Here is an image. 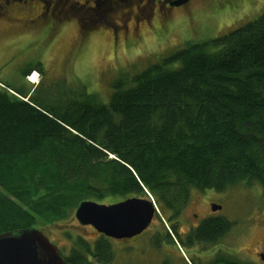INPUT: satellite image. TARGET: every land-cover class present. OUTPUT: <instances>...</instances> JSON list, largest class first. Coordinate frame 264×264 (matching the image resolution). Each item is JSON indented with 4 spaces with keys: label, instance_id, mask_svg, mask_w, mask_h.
Segmentation results:
<instances>
[{
    "label": "trees",
    "instance_id": "trees-1",
    "mask_svg": "<svg viewBox=\"0 0 264 264\" xmlns=\"http://www.w3.org/2000/svg\"><path fill=\"white\" fill-rule=\"evenodd\" d=\"M36 92L0 84V236L55 227L84 202L149 193L177 214L193 190L264 189V14L124 74L108 103L86 92L50 102ZM65 236L67 263L95 264L94 244Z\"/></svg>",
    "mask_w": 264,
    "mask_h": 264
},
{
    "label": "rangeland",
    "instance_id": "rangeland-1",
    "mask_svg": "<svg viewBox=\"0 0 264 264\" xmlns=\"http://www.w3.org/2000/svg\"><path fill=\"white\" fill-rule=\"evenodd\" d=\"M243 1L239 17L229 20L212 17V11L218 8L216 1H198L194 22L183 20L177 25L176 21L167 33L160 24H154L151 33L142 36L113 37L102 33L87 40L62 27L55 33L46 29L21 35L17 34L22 32L14 35L0 33V84L23 93L37 91V97L50 102L55 101L59 94L71 96L86 92L108 103L113 83L124 74L134 75L184 49L188 42L220 38L264 14V0ZM32 70L39 77L36 74L29 77V83L26 72ZM191 199L189 208L193 207L188 214L206 212L207 208L199 206L197 199L204 207L219 202L224 215L236 224L234 230L240 233L264 220V189L259 183L241 184L225 192L193 190ZM42 231L60 249L63 257L69 256L73 246L66 234L82 237L92 244L98 239L97 231L81 226L75 214L73 218ZM263 231L264 225L255 232L254 239L259 240ZM147 245L149 242L145 241L132 247L113 243L116 264H145L144 254L137 250ZM171 255L169 253L168 256L173 261L177 260L176 255Z\"/></svg>",
    "mask_w": 264,
    "mask_h": 264
},
{
    "label": "flooded vegetation",
    "instance_id": "flooded-vegetation-1",
    "mask_svg": "<svg viewBox=\"0 0 264 264\" xmlns=\"http://www.w3.org/2000/svg\"><path fill=\"white\" fill-rule=\"evenodd\" d=\"M184 1L0 0V33L14 35L22 32L16 33L21 35L45 29L55 33L62 27L87 40L102 33L113 37L142 36L151 33L154 24H160L167 33L176 21L177 25L183 20L194 22V13L201 0L179 4ZM214 1L218 8L221 3L228 2L227 7L230 5V0ZM238 14V10L230 13L221 8L212 12V17L229 20L238 18ZM191 200L190 193L186 205L177 208V214L157 207L150 227L132 239L116 240L97 232L95 264H116L113 243L132 247L143 241L149 245L137 251L144 254L145 264H264V231L259 240L254 239L255 232L264 225L263 219L259 225L240 233L234 230L236 224L224 215L221 203L213 202L204 207L197 199L199 206L207 208L206 212L193 209L194 213L188 214L193 207L189 208ZM213 206L222 209L214 211ZM104 240L111 245V255H102ZM169 253L176 255L177 260L173 261Z\"/></svg>",
    "mask_w": 264,
    "mask_h": 264
},
{
    "label": "water",
    "instance_id": "water-1",
    "mask_svg": "<svg viewBox=\"0 0 264 264\" xmlns=\"http://www.w3.org/2000/svg\"><path fill=\"white\" fill-rule=\"evenodd\" d=\"M221 209L220 206H213L214 211ZM156 211L153 201L130 198L112 205L84 202L77 208L75 218L81 226H91L107 238L125 240L145 232L150 227ZM0 264L69 263L42 231L31 229L0 236Z\"/></svg>",
    "mask_w": 264,
    "mask_h": 264
},
{
    "label": "bare ground",
    "instance_id": "bare-ground-1",
    "mask_svg": "<svg viewBox=\"0 0 264 264\" xmlns=\"http://www.w3.org/2000/svg\"><path fill=\"white\" fill-rule=\"evenodd\" d=\"M221 211V210H220Z\"/></svg>",
    "mask_w": 264,
    "mask_h": 264
}]
</instances>
